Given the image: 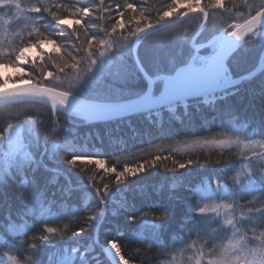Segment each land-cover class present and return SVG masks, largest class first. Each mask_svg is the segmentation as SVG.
Wrapping results in <instances>:
<instances>
[{
    "label": "snow or ice",
    "instance_id": "6c2138e0",
    "mask_svg": "<svg viewBox=\"0 0 264 264\" xmlns=\"http://www.w3.org/2000/svg\"><path fill=\"white\" fill-rule=\"evenodd\" d=\"M45 17L56 31L47 30L42 23ZM186 17L199 18L196 30L183 27L162 35L184 25L180 21ZM146 44L153 45L157 53L167 50L163 57L154 58L151 71L144 70L140 56ZM258 46L256 58L264 66V0H0V107H16L14 116L6 115V127L0 128V140L7 141V150L0 156V187L19 175L15 190L26 206L24 214L37 210L34 174L43 161L38 162L26 148L27 135L38 143L42 137L48 155L60 154L65 164L83 171L91 187L84 203L85 214L54 224L42 223L30 233L12 216V203L6 200L0 220L3 239L26 244L19 254L12 247L4 250L7 264H33V253L44 243L85 233L97 217L103 219L112 190L130 177L157 167L176 172L190 165L236 159L241 161L240 166L232 174H225L222 181H213L214 189L207 181L195 187L171 185L173 189L182 187L199 204L187 208L199 219L183 237L165 243L166 237L158 230L149 238L121 231L106 240L104 250L118 264H171L168 257L175 252L190 253L188 264H264V140L229 131L236 129L237 119L231 108L223 109L225 125L218 136L224 138L202 141L217 145L216 153L202 157L181 160L172 152L157 153L118 169L116 163L108 164L107 159L112 158L69 150L68 143L61 147L66 144L62 122L72 114L85 122L139 112L160 116L165 106L171 105V111L179 104L186 108L193 96L202 95L204 103L215 104L237 94L239 88L229 90L225 85L237 62ZM30 51L35 55H29ZM129 57L136 64L135 71ZM250 77L243 75L241 79ZM144 80L148 84L143 96L127 103L109 102L110 96L119 95L130 82L140 81L139 86H143ZM153 83L162 85L156 98ZM257 83L264 90V79ZM259 103L264 108V92ZM40 108L47 111L40 113ZM45 118L48 123L41 133ZM25 122L31 125L27 130ZM200 142L197 137L196 143ZM20 154L22 163L12 165L10 162ZM29 169L31 174L25 176ZM55 182L53 177L50 183ZM73 191L69 184L64 195L69 197ZM120 207L127 210L124 203ZM167 216V208H154L128 219L151 218L155 230ZM124 241L138 245L134 256L126 254ZM71 251L75 253L76 249ZM49 264L62 262L53 257Z\"/></svg>",
    "mask_w": 264,
    "mask_h": 264
},
{
    "label": "trees",
    "instance_id": "16d2710c",
    "mask_svg": "<svg viewBox=\"0 0 264 264\" xmlns=\"http://www.w3.org/2000/svg\"><path fill=\"white\" fill-rule=\"evenodd\" d=\"M88 0H81L87 3ZM159 6V5H158ZM198 17H186L180 21L181 26L170 28L162 35H168L188 27L196 30ZM216 19H220L219 16ZM42 23L47 25L50 32L56 31L55 25L45 17ZM63 40L64 37H58ZM175 48L176 46H172ZM259 46L252 49L234 67L232 78H237L251 72L260 63L256 58ZM167 50L157 53L151 44H146L140 49V56L144 61L146 71H151L154 67V58L159 55L164 56ZM203 54V49H201ZM129 65L136 70L133 58L129 57ZM264 79V67L254 76L248 79H240L236 83L227 87L229 90L239 88L240 91L235 95H229L224 100H217L215 104H206L203 97L189 98L187 107L179 104L174 111L169 110L170 106H165L160 116L152 115L149 117L144 112L115 118L111 120L83 121L82 117L72 114L62 122L63 141L69 150H75L82 154L98 155L107 159L109 165L117 164V168H122L125 163L133 164L136 161L150 159L152 155L160 153L168 155L172 152L178 159L188 157L204 156L206 153L215 154L217 145L209 144L192 149L186 148L188 143L196 141L197 137L201 140H211L224 138L218 136L224 130L225 115L224 108H231L236 116L235 134H242L244 137L264 140V108L260 106L259 96L264 92L257 83ZM140 81H133L127 86L126 90L119 95H112L109 100H118L140 95L146 90L147 81L144 80L143 86H139ZM161 84L155 85V91L161 89ZM210 96V95H209ZM36 113V109H27ZM47 110L40 108L39 112ZM8 113L14 116L16 107H0V128L6 127L5 117ZM10 122L15 123V120ZM48 121L45 118V125L39 128L44 132ZM27 122L23 125L27 130ZM26 148L34 153V158L42 165L37 168L34 176L38 186V207L37 210L25 215V205L19 200L15 190V184L21 179L19 175L15 181H10L6 187H0V220L3 219V206L7 200L12 203L11 213L18 224L25 225V230H35L42 223H57L61 219H69L73 215L85 214L84 203L86 198L91 195V187L88 185L87 178L83 171L64 163L60 154L50 157L44 150L42 137L38 143L31 135L25 137ZM180 147L182 149H180ZM185 148V149H183ZM7 150V141L0 140V156ZM17 156L10 163L19 165L23 158ZM239 159L232 161H221L219 164H195L179 169L176 172H165L157 167L148 170L136 177H130L123 185L115 187L106 204V213L101 220L99 217L91 223L86 232L71 239L56 238L51 242H46L33 253L35 259L33 264H49L50 258L55 257L62 264H113L104 250L106 240L116 236L118 232H124L128 236L149 238L154 231L158 230L165 237V243L180 239L184 236L188 227L195 223L199 217L187 211L188 207H198L197 201L191 199L182 187L171 188L173 183L187 184L189 186H202L205 182L211 185L216 180H223L225 174L232 172L240 166ZM168 166L171 163L168 162ZM3 165L0 164V168ZM31 174L27 170L24 175ZM56 178L55 183L50 181ZM73 188V194L69 197L64 195V189L68 185ZM163 186V187H161ZM160 189L159 191H157ZM91 203V200H89ZM127 205V210L120 207V204ZM154 208H167L168 216L158 222V229H153L151 218L142 217L139 220H129V216L140 217L142 213ZM67 223V221H65ZM20 237H18L19 239ZM195 239V237H193ZM126 254L134 256L136 245L131 241H124L122 245ZM12 247L19 254L26 244L6 243L3 233L0 232V264L6 261L3 252L6 248ZM72 249H76L72 253ZM67 253V255H65ZM83 256V261H81ZM171 256V255H170ZM168 257V260L170 258Z\"/></svg>",
    "mask_w": 264,
    "mask_h": 264
},
{
    "label": "rangeland",
    "instance_id": "374dc122",
    "mask_svg": "<svg viewBox=\"0 0 264 264\" xmlns=\"http://www.w3.org/2000/svg\"><path fill=\"white\" fill-rule=\"evenodd\" d=\"M47 47H51V45H48ZM29 55H35V53L32 52V51H30ZM5 71L7 72V71H9V70L5 69ZM30 127H31V125H30V124H27V128H30ZM202 141H203V140H201L200 143H196V141H192L193 143H188L187 146H186V148H188V149H192V148H195V147H201V146L209 145V144H204ZM213 145H215V144H213ZM180 149H182V148L180 147ZM183 149H185V148H183ZM18 156H19L18 158H23V155H22V154H20V155H18ZM208 183H209V182H208ZM209 185H210L213 189L215 188V185H211L210 183H209ZM105 252H106V251H105ZM106 253H107V252H106ZM107 255H108V254H107ZM189 255H190V253H180V252H175V253L171 254V256H170V258H169V261L171 262V264H188L186 258H187V256H189ZM108 257H109V259L111 260V262H112L113 264H118V262L114 259V257H111V256H108ZM1 264H7V260H6V261H2Z\"/></svg>",
    "mask_w": 264,
    "mask_h": 264
},
{
    "label": "water",
    "instance_id": "95a60500",
    "mask_svg": "<svg viewBox=\"0 0 264 264\" xmlns=\"http://www.w3.org/2000/svg\"><path fill=\"white\" fill-rule=\"evenodd\" d=\"M263 66L261 64H259L254 70H252L250 73L248 74H245V76H254ZM243 76V75H242ZM241 79V76L240 77H237V78H231V80L227 81L226 83V87L236 83L237 81H239ZM153 80H155V77H153ZM147 84H148V81H147ZM154 85L155 83H153V96L154 98L158 97L159 95V92L158 93H155L154 92ZM144 92L140 95H137V96H134V97H130V98H127V99H118V100H109V102H112V103H127L129 101H133V100H136L137 98L143 96ZM210 95V94H209ZM202 96V95H201ZM193 97H198V96H193ZM203 97V96H202ZM192 98V97H190ZM132 114H136V113H131V114H127L125 116H128V115H132ZM115 118H120V117H113V118H108V119H99V120H111V119H115Z\"/></svg>",
    "mask_w": 264,
    "mask_h": 264
},
{
    "label": "bare ground",
    "instance_id": "6f19581e",
    "mask_svg": "<svg viewBox=\"0 0 264 264\" xmlns=\"http://www.w3.org/2000/svg\"><path fill=\"white\" fill-rule=\"evenodd\" d=\"M144 70H145V68H144ZM146 81H147V80H146ZM155 85H156V84H155ZM155 85H154V92H155V93H158V92L162 89V86H161V89H160L158 92H156V91H155ZM145 91H146V90H145ZM145 91H144V92H145ZM141 94H142V93H141ZM128 98H130V97H128ZM124 99H127V98H124ZM139 113H140V112H139ZM93 121H97V120H93ZM93 121H91V122H93Z\"/></svg>",
    "mask_w": 264,
    "mask_h": 264
}]
</instances>
